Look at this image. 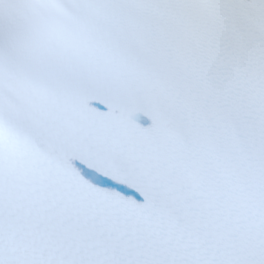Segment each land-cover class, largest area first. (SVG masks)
I'll list each match as a JSON object with an SVG mask.
<instances>
[{
  "label": "snow or ice",
  "instance_id": "snow-or-ice-1",
  "mask_svg": "<svg viewBox=\"0 0 264 264\" xmlns=\"http://www.w3.org/2000/svg\"><path fill=\"white\" fill-rule=\"evenodd\" d=\"M0 264H264V0H0Z\"/></svg>",
  "mask_w": 264,
  "mask_h": 264
}]
</instances>
